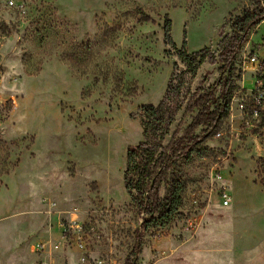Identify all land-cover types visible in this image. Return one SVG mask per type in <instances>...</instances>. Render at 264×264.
<instances>
[{
  "label": "rangeland",
  "instance_id": "374dc122",
  "mask_svg": "<svg viewBox=\"0 0 264 264\" xmlns=\"http://www.w3.org/2000/svg\"><path fill=\"white\" fill-rule=\"evenodd\" d=\"M257 1L0 0V264H264V20L234 59L228 115L177 159L172 222L142 231L123 181L139 107L185 67L166 22L177 49L217 52ZM218 66L187 76L164 144L188 103L218 95Z\"/></svg>",
  "mask_w": 264,
  "mask_h": 264
},
{
  "label": "trees",
  "instance_id": "16d2710c",
  "mask_svg": "<svg viewBox=\"0 0 264 264\" xmlns=\"http://www.w3.org/2000/svg\"><path fill=\"white\" fill-rule=\"evenodd\" d=\"M143 18L147 19L146 16ZM262 20L264 0H258L255 8L246 9L230 21L233 31L221 39L217 52L203 49L191 54L186 53L183 48L177 49L169 34L170 22H166L164 42L176 50L177 57L185 67L174 65V71L158 104L139 107L143 140L127 149L123 172L124 187L140 214L142 231L165 227L179 213L185 180L177 168V159H188L194 149L202 154L205 147L200 136L193 135V131L200 126H206V129L215 127L228 115L236 86L234 59L242 44L247 41L251 29ZM204 61L219 64L218 70L222 75L217 80L218 95H214V86H211L209 91L200 94L193 103H188V111L199 106L197 114L181 136L175 137L176 133H173L164 144L170 126L182 106L186 78L188 75L194 77Z\"/></svg>",
  "mask_w": 264,
  "mask_h": 264
},
{
  "label": "built area",
  "instance_id": "2783aa9c",
  "mask_svg": "<svg viewBox=\"0 0 264 264\" xmlns=\"http://www.w3.org/2000/svg\"><path fill=\"white\" fill-rule=\"evenodd\" d=\"M252 60H254V58H252ZM227 203H228V200L224 199V204H227Z\"/></svg>",
  "mask_w": 264,
  "mask_h": 264
}]
</instances>
